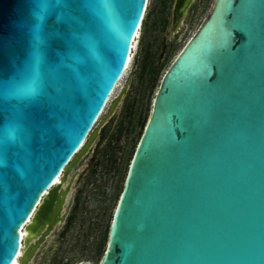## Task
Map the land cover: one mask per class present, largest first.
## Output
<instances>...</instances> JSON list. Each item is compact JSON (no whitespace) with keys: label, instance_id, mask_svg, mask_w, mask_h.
Returning <instances> with one entry per match:
<instances>
[{"label":"water","instance_id":"1","mask_svg":"<svg viewBox=\"0 0 264 264\" xmlns=\"http://www.w3.org/2000/svg\"><path fill=\"white\" fill-rule=\"evenodd\" d=\"M146 2L0 0V264L21 227L38 235L23 240L28 264L64 219L61 184ZM192 2L174 0L170 34ZM98 264H264V0H214L165 70Z\"/></svg>","mask_w":264,"mask_h":264},{"label":"rangeland","instance_id":"2","mask_svg":"<svg viewBox=\"0 0 264 264\" xmlns=\"http://www.w3.org/2000/svg\"><path fill=\"white\" fill-rule=\"evenodd\" d=\"M213 1L193 0L178 31L170 34L174 0H147L128 67L92 127L91 131L97 130L96 136L61 184L69 185L65 197L70 200L68 207L73 205L69 221H60L50 230L28 264H73L81 259L99 262L117 192L162 75L208 15ZM112 114L113 124L96 148L98 131ZM74 197L76 203L72 202Z\"/></svg>","mask_w":264,"mask_h":264},{"label":"bare ground","instance_id":"3","mask_svg":"<svg viewBox=\"0 0 264 264\" xmlns=\"http://www.w3.org/2000/svg\"><path fill=\"white\" fill-rule=\"evenodd\" d=\"M140 26H141V23H140V25L138 26V29L140 28ZM138 29H137V31H136V33H135V36H134L133 40H132L130 53H129V55H128V60H127L126 66H125V68H124V71H126V68L128 67V64H129V62H130V59H131V52H132V49H133V47H134L135 38L138 36V32H139ZM124 71H123V73H124ZM121 75H122V74H121ZM120 77H121V76H120ZM119 79H120V78H119ZM119 79H118V80H119ZM117 83H118V81H117ZM116 85H117V84H115L114 87H116ZM114 87H113L111 93L109 94V97L107 98V101H106V103H105V106H106V104L108 103V101L110 100V96L112 95V92H113V90H114ZM105 106H104V108H105ZM104 108L102 109V111L104 110ZM102 111L100 112V114L103 113ZM100 114L98 115V117L100 116ZM112 118H113V116H110V118L106 121V123H105L103 126L100 127L99 130L101 131V135H102V137H103L106 133L109 132V130H110V126H111V122H112ZM97 120H98V118H97ZM94 123H96V121H95ZM93 125H94V124H93ZM92 127H93V126H92ZM91 130H92V128H91ZM91 130H90V131H91ZM90 131H89V133L87 134V136L85 137V139H84L83 143L81 144V146L78 148L77 152L83 147V145H85V143H86V141H87V139H88V135L90 134ZM74 155H75V154H74ZM72 157H73V156H72ZM71 159H72V158H71ZM61 175H62V172H61L58 176H56V178H54L53 181H56V183H57L58 181H60V177H61ZM52 183H53V182H52ZM63 188H64V187H63ZM44 193H46V192H44ZM46 224H47V223H46ZM27 235H32V237L29 239V243L35 242L36 238L38 237V235H36V234H34V233H31V232L27 231L26 228H25L24 226L21 227V228H20V247H19V250H18V252H17V253H19V255L16 254V257H15L14 260L11 262V264H13V262H15V264H19V257L23 254V252H24V250H25V248H26V245L23 244V240L25 239V237H26Z\"/></svg>","mask_w":264,"mask_h":264},{"label":"trees","instance_id":"4","mask_svg":"<svg viewBox=\"0 0 264 264\" xmlns=\"http://www.w3.org/2000/svg\"><path fill=\"white\" fill-rule=\"evenodd\" d=\"M172 61V60H171ZM171 63V62H170ZM169 63V64H170ZM169 64H168V66H169ZM167 66V67H168ZM167 69V68H166ZM147 119H148V117H147ZM147 119H146V121H147ZM146 121L144 122V124H143V128H144V126H145V123H146ZM143 128H142V131H143ZM142 131H141V133H142ZM141 133H140V135H141ZM140 135L138 136V140H139V138H140ZM138 140L136 141V144H135V146H134V148H133V150H132V153H131V155H130V158H129V160H128V166H129V163H130V160H131V158H132V155H133V153H134V150H135V147H136V145H137V142H138ZM128 166L126 167V171H125V175H126V172H127V169H128ZM125 175H124V179H125ZM124 182V181H123ZM122 186H123V184L120 186V189L118 190V192H117V201H118V198H119V196H120V193H121V190H122ZM117 201H116V204H117ZM116 204H115V206H116ZM115 206H114V209H115ZM113 212H114V210H113ZM112 216H113V213H112ZM112 216H111V219H112ZM111 219H110V221H108V223H107V225H106V228H105V231H104V236H103V240H102V244H101V247H100V252H99V262H100V260H101V258H102V256H103V253H104V250H105V245H106V243H107V239H108V233H109V228H110V223H111ZM98 262V263H99ZM97 263V264H98Z\"/></svg>","mask_w":264,"mask_h":264},{"label":"flooded vegetation","instance_id":"5","mask_svg":"<svg viewBox=\"0 0 264 264\" xmlns=\"http://www.w3.org/2000/svg\"><path fill=\"white\" fill-rule=\"evenodd\" d=\"M65 186H66V185H62V188L65 187ZM67 193H68V192H67ZM67 193H66V195H67ZM68 200H69V199H68ZM68 200H67V201L65 200L66 202L64 201V203H63V205H62L61 213H63V212L65 211V207L68 205V202H69ZM72 202H75V203H76V201H75V197H74V201L72 200ZM75 203H74V204H75ZM70 207L73 208L72 203H71L70 206L68 207V210H67V212H66V215H65L64 219L62 220V223H64V224H67V222L69 221V218H70L69 210L72 209V208H70ZM58 223H60V222L58 221L54 226H56ZM54 226H53V227H54ZM48 234H49V233H48ZM48 234L46 235V237L48 236ZM46 237H45V239H46ZM45 239H44L39 245L42 246V245L45 243V241H46ZM37 248H38V247H37Z\"/></svg>","mask_w":264,"mask_h":264},{"label":"snow or ice","instance_id":"6","mask_svg":"<svg viewBox=\"0 0 264 264\" xmlns=\"http://www.w3.org/2000/svg\"><path fill=\"white\" fill-rule=\"evenodd\" d=\"M139 18V15H138V17H137V19ZM56 183V181H53V184H55ZM17 255H19V253H17ZM13 264H15V262H13Z\"/></svg>","mask_w":264,"mask_h":264},{"label":"built area","instance_id":"7","mask_svg":"<svg viewBox=\"0 0 264 264\" xmlns=\"http://www.w3.org/2000/svg\"><path fill=\"white\" fill-rule=\"evenodd\" d=\"M105 106V105H104ZM104 108V107H103ZM98 118V117H97ZM97 118H96V120L95 121H97ZM93 124H95V123H93ZM92 126H94V125H92ZM92 128V127H91ZM89 133V132H88Z\"/></svg>","mask_w":264,"mask_h":264}]
</instances>
